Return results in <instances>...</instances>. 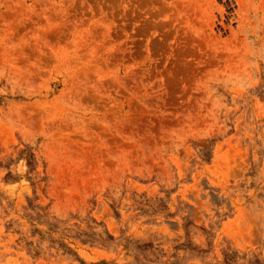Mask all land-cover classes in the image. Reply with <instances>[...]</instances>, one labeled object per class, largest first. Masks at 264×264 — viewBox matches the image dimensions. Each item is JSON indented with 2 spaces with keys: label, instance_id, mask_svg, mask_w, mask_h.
<instances>
[{
  "label": "rangeland",
  "instance_id": "rangeland-1",
  "mask_svg": "<svg viewBox=\"0 0 264 264\" xmlns=\"http://www.w3.org/2000/svg\"><path fill=\"white\" fill-rule=\"evenodd\" d=\"M0 264H264V0H0Z\"/></svg>",
  "mask_w": 264,
  "mask_h": 264
}]
</instances>
